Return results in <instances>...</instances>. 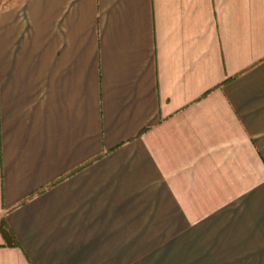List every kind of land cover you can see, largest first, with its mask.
Returning <instances> with one entry per match:
<instances>
[{"label": "crops", "instance_id": "obj_1", "mask_svg": "<svg viewBox=\"0 0 264 264\" xmlns=\"http://www.w3.org/2000/svg\"><path fill=\"white\" fill-rule=\"evenodd\" d=\"M0 264H264V0H0Z\"/></svg>", "mask_w": 264, "mask_h": 264}, {"label": "trees", "instance_id": "obj_2", "mask_svg": "<svg viewBox=\"0 0 264 264\" xmlns=\"http://www.w3.org/2000/svg\"><path fill=\"white\" fill-rule=\"evenodd\" d=\"M0 232H2L3 236L5 237L6 244H9V246L18 244L14 232L7 227L5 220L2 221L0 225Z\"/></svg>", "mask_w": 264, "mask_h": 264}]
</instances>
